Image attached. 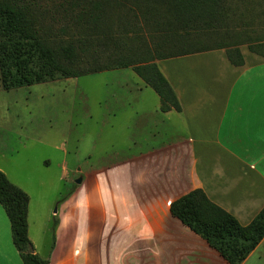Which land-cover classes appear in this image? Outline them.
<instances>
[{"label":"crops","instance_id":"0c3cea01","mask_svg":"<svg viewBox=\"0 0 264 264\" xmlns=\"http://www.w3.org/2000/svg\"><path fill=\"white\" fill-rule=\"evenodd\" d=\"M240 51L242 66L231 65L222 49L156 61L180 112H162L137 76L123 104L120 145L78 164L72 193L53 212L50 253L51 242L45 249L31 237L27 213L34 252L49 255L48 264H228L169 208L201 189L246 226L264 207V57L247 46ZM116 119L90 116L95 151L114 135L105 131ZM0 264H23L1 205ZM242 264H264V239Z\"/></svg>","mask_w":264,"mask_h":264},{"label":"trees","instance_id":"16d2710c","mask_svg":"<svg viewBox=\"0 0 264 264\" xmlns=\"http://www.w3.org/2000/svg\"><path fill=\"white\" fill-rule=\"evenodd\" d=\"M239 1L71 0L51 13L41 0H0V90L130 68L157 94L162 112H180L157 60L222 49L231 65L242 66L241 44L264 57V33L251 43L246 32L227 27ZM52 14L61 18L47 19ZM95 46L107 47V53L97 55ZM0 205L22 263L48 264L49 255L36 254L28 238L29 197L1 170ZM169 209L228 264H242L264 237V207L243 226L194 189Z\"/></svg>","mask_w":264,"mask_h":264},{"label":"rangeland","instance_id":"374dc122","mask_svg":"<svg viewBox=\"0 0 264 264\" xmlns=\"http://www.w3.org/2000/svg\"><path fill=\"white\" fill-rule=\"evenodd\" d=\"M70 1L41 3L45 11L52 13L53 8L62 11ZM60 18L59 14L47 16ZM227 27L234 34L246 32L248 42H257L256 37L264 33V0H240ZM107 50L101 46L94 48L97 55ZM138 82L137 75L124 68L0 90V170L28 195L29 233L39 243L43 239L45 249L51 242L53 212L72 193L79 177L77 165L95 163L101 155L97 149L120 145L124 100L134 95ZM151 94L156 98V93ZM106 115L118 120L105 131L114 135L103 138L95 151L90 141V116Z\"/></svg>","mask_w":264,"mask_h":264}]
</instances>
